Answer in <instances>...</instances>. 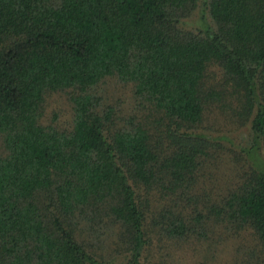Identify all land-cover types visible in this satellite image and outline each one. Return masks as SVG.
Listing matches in <instances>:
<instances>
[{
  "label": "trees",
  "instance_id": "trees-1",
  "mask_svg": "<svg viewBox=\"0 0 264 264\" xmlns=\"http://www.w3.org/2000/svg\"><path fill=\"white\" fill-rule=\"evenodd\" d=\"M173 250L264 264V0H0V264Z\"/></svg>",
  "mask_w": 264,
  "mask_h": 264
},
{
  "label": "rangeland",
  "instance_id": "rangeland-1",
  "mask_svg": "<svg viewBox=\"0 0 264 264\" xmlns=\"http://www.w3.org/2000/svg\"><path fill=\"white\" fill-rule=\"evenodd\" d=\"M199 21L198 17H197V13H195V15L193 16V18L191 20H189V24H192V25H196V23ZM129 89L128 87H125V86H115V87H112L110 88V90L108 92H106V95H107V98L109 101L111 100H114L116 101V99L118 98H124L125 96L129 95ZM60 97L61 99H63L61 96H58ZM58 97H55L54 100L51 101V103L49 104V108L52 110H56V107L58 105H61V100L58 98ZM49 110H46V114L45 116H51V113L49 114L48 113ZM227 137H228V141L236 144L237 142H242V138L244 137L245 135V131H244V128L238 130V131H230V132H227V134H225ZM242 137V138H241ZM228 141H223L224 144H228ZM155 246H151L150 249H148V252L149 250L151 251V258H150V261H157L158 257H157V254L155 252ZM153 249V250H152ZM172 249V248H171ZM173 253L174 255L172 257H168V260L172 262V259H173V264H183V263H186V264H197V262H193L192 261V257L189 255V253L185 254V253H182L179 252L177 253V251H174L173 250ZM226 255H225V252H221V254L218 256V260L216 262V264H221L223 262V259H225ZM169 261H166L167 264H171Z\"/></svg>",
  "mask_w": 264,
  "mask_h": 264
}]
</instances>
